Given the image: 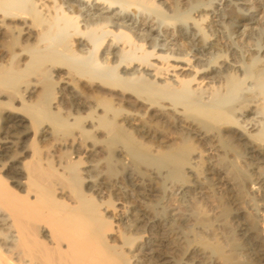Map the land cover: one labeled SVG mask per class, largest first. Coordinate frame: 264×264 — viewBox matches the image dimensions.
Here are the masks:
<instances>
[{"label":"bare ground","instance_id":"1","mask_svg":"<svg viewBox=\"0 0 264 264\" xmlns=\"http://www.w3.org/2000/svg\"><path fill=\"white\" fill-rule=\"evenodd\" d=\"M187 1L0 0V264H264V0Z\"/></svg>","mask_w":264,"mask_h":264},{"label":"rangeland","instance_id":"2","mask_svg":"<svg viewBox=\"0 0 264 264\" xmlns=\"http://www.w3.org/2000/svg\"><path fill=\"white\" fill-rule=\"evenodd\" d=\"M197 2H199V0H188L187 2H186V4L187 5H190V4H196ZM258 40V41H257ZM254 41L257 43V44H261V42H262V40H261V38L259 39L258 38V36L256 37V36H254ZM261 41V42H260ZM218 203H219V205H220V207L222 208V210H224V214H228V212H227V210L225 209L226 208V206H225V204L224 203H222V201H221V199L219 200L218 199ZM225 206V207H224ZM223 212V211H222ZM227 216V215H226ZM225 217V216H224ZM226 218V217H225ZM136 245V244H135ZM135 245H133L134 247H132L133 249V251H134V249H135Z\"/></svg>","mask_w":264,"mask_h":264}]
</instances>
